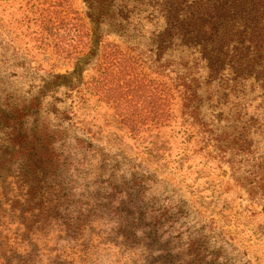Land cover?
Wrapping results in <instances>:
<instances>
[{
	"label": "rangeland",
	"instance_id": "374dc122",
	"mask_svg": "<svg viewBox=\"0 0 264 264\" xmlns=\"http://www.w3.org/2000/svg\"><path fill=\"white\" fill-rule=\"evenodd\" d=\"M142 2L131 77L158 78L175 100L169 127L135 141L121 122L132 115L93 90L99 53L73 42V25L92 29L84 0H0L1 106L38 97L40 115L23 119L61 129L30 167L14 156L0 264H264V80L209 81L195 48L154 62Z\"/></svg>",
	"mask_w": 264,
	"mask_h": 264
},
{
	"label": "trees",
	"instance_id": "16d2710c",
	"mask_svg": "<svg viewBox=\"0 0 264 264\" xmlns=\"http://www.w3.org/2000/svg\"><path fill=\"white\" fill-rule=\"evenodd\" d=\"M142 1L84 0L91 32L82 34L79 25L72 26L73 42L79 43L82 53H99L98 69L102 68L103 75L91 81L93 90L115 110L132 115L128 119L123 117L121 122L135 141L144 140L147 130L159 132L169 127L171 105L175 100L173 90L158 78L147 83L141 73L139 80L131 77V69H134L131 66L135 65V58L141 56L138 37L145 36L138 27V24L142 26ZM147 1L151 8L145 11L149 10L148 16L157 20L156 29L150 31L145 42L154 62L161 61L174 47L195 48L206 62L209 81L224 71H231L236 78L254 76L256 80H264V0ZM61 26L67 27L64 23ZM112 36H117L119 42L108 41ZM104 37L108 39L106 42ZM73 68V74L83 75L78 63ZM3 94L0 91V126L4 130L0 139V215L11 201L8 178L14 156L22 154V165L30 167L54 152L56 145L51 133L60 132V128L50 132L46 123L40 128L32 127L23 119H37L40 98L16 105L12 110L1 106ZM15 146L18 151H13ZM20 213L23 216L29 212L20 209ZM0 219L1 230L11 224L4 215ZM23 225L20 223L18 227ZM5 244L10 245V238H5ZM0 250L5 251V248L0 246Z\"/></svg>",
	"mask_w": 264,
	"mask_h": 264
}]
</instances>
